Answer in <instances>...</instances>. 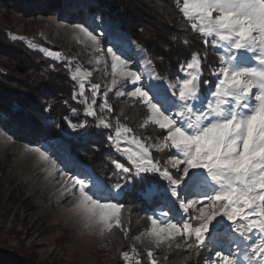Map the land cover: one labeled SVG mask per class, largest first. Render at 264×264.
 <instances>
[{"label":"snow or ice","instance_id":"obj_1","mask_svg":"<svg viewBox=\"0 0 264 264\" xmlns=\"http://www.w3.org/2000/svg\"><path fill=\"white\" fill-rule=\"evenodd\" d=\"M174 2L204 45L203 57L194 51L184 58L182 75L174 80L171 73L156 72L147 50L103 14L72 25L83 38L78 42L90 45L95 64L110 65L111 86L105 85L98 104L101 85L90 82L93 72L79 64L73 68L69 59L66 68L78 85L72 99L83 105L85 120L65 117L67 129L80 144L112 130L106 139L119 154L110 158L115 182L79 163L62 137L26 143L25 149L50 176L66 177L59 191L73 198L70 210L100 238L113 229L127 233L123 197L128 192L153 208L149 226L135 237L148 241L149 264H158L153 248L198 252L210 245L215 259L209 256L207 264H264V0ZM183 43L190 46L187 38ZM40 50L56 61L64 58ZM209 52L216 57L207 65L212 81L203 78ZM118 84L124 87L116 95L141 108L140 127H151L154 141L118 117L113 125L108 93ZM71 111L75 115L78 109ZM87 117L95 120L94 132ZM57 128L65 132L62 124ZM153 149L167 159L155 158ZM120 256L126 264H141L135 246L131 255L121 251Z\"/></svg>","mask_w":264,"mask_h":264},{"label":"rangeland","instance_id":"obj_2","mask_svg":"<svg viewBox=\"0 0 264 264\" xmlns=\"http://www.w3.org/2000/svg\"><path fill=\"white\" fill-rule=\"evenodd\" d=\"M88 4L90 5L89 0H71L59 10L46 12V14L37 15L36 17L23 14L15 8L6 9L0 6V23L4 24L9 30V33L5 34L9 41L21 42L32 52L40 54L48 63L46 67L52 68L49 62L61 63L66 66L68 60L72 59L73 68L79 64L83 68L92 71L93 75L90 77V82L101 85L100 95L97 97L99 104L104 99L105 85L111 86L110 65L105 69L103 64H95L90 45L78 42V39L82 41L83 38L78 37L77 31L72 27L75 23L89 21L93 16H96V14H88L86 9ZM114 23L119 26L118 22ZM97 32H99V29H97ZM128 38L131 40L129 36ZM29 43L35 44L37 47L31 48ZM41 48L61 52L64 58L56 61L45 56L40 50ZM203 55L204 53L201 52L202 57ZM211 56L215 55L209 52L203 76L204 79L209 81L214 79L207 67L208 64H211ZM106 71L108 75H105ZM178 74L182 75V73H179V69ZM67 75L70 78L68 71ZM71 81L73 95L74 91H78V85L76 81L72 79ZM123 87V84H118L116 89L108 93V103L112 106L113 111L107 115L112 117L114 126L116 118H121L122 121L120 120V122L131 127L133 132L140 135L141 138L150 137L154 141L155 135L152 128L140 127L143 120L141 108L132 106L126 96L118 97L116 95V90ZM202 87L204 86L202 85ZM129 90H131L130 86ZM86 94L89 97L91 96L90 92H86ZM73 102L81 106L80 112L82 115L80 116L78 112L74 115L68 107L67 114L60 116L57 124H62L65 129L62 135L70 138L76 134L67 129L65 117L74 123L85 120L83 105L78 103L77 100H73ZM97 111L99 112L98 105ZM134 115L139 116V118H132ZM79 119L80 121H78ZM87 120L91 125L89 130L94 132L96 130L95 120L92 117H87ZM56 131L57 134L61 132L57 126ZM111 131L110 129L103 130V132H106V136ZM9 135L0 127V264H120L119 262L126 264L122 260L120 252L110 255L109 250H107L108 247L97 240L98 233L87 228L82 218L70 210L73 207V198L59 191L66 177L50 176L43 170L44 166L37 161L35 155L26 151L25 142L15 139L9 140ZM101 136H94L92 140H100ZM106 136L102 140L105 155L109 160L110 158L114 159L119 154L110 148ZM72 139L75 140V138ZM63 140L69 145L71 151L70 143L67 139ZM153 155L161 162L167 159L165 153L156 152L154 149ZM72 156L81 163L73 154ZM112 170H114L113 165L108 173L112 176L107 181L109 183L116 180L112 175ZM148 214L149 216L153 215L154 209L150 208ZM143 216L142 214L140 218ZM140 218L130 217L125 213L124 226L125 228L128 227L130 231L127 232L128 242L124 239L123 242L130 244V248L124 247L123 251H129L131 255L132 247L135 246L138 258L141 260L140 255L144 253L149 244L146 240L143 242L137 241L135 237L149 225ZM116 239L115 236L111 237L110 244L112 246L116 244ZM216 250H219L218 246ZM153 251L157 252V257L161 256L162 258L167 255L174 257L177 251L199 254L202 258L196 264H207L209 256L215 259V252L212 250L211 245L207 248H200L198 252L195 250L186 251L183 248L176 249L175 246L172 249L153 248ZM189 256L185 253L183 261L186 262L188 259H185V257L188 258ZM131 264H135V261H132ZM141 264H143L142 260Z\"/></svg>","mask_w":264,"mask_h":264},{"label":"trees","instance_id":"obj_3","mask_svg":"<svg viewBox=\"0 0 264 264\" xmlns=\"http://www.w3.org/2000/svg\"><path fill=\"white\" fill-rule=\"evenodd\" d=\"M71 0H0V6L6 9L15 8L32 17L59 10ZM86 6L88 14H103L107 19L118 22L119 27L128 34L132 41L140 43L149 57L153 58L156 72L161 76L178 74L179 64L192 52L204 53L202 41L196 39L190 27L183 20L182 14L174 4V0H89ZM69 6V5H67ZM71 6V5H70ZM75 6V5H74ZM72 6V7H74ZM79 11V10H78ZM81 13V12H80ZM9 30L0 23V127L14 137L15 140L28 144L44 142L48 137H62L70 143L72 154L82 163L90 167L96 174L108 181L110 160L105 155L102 140H92L88 144H80L77 140L59 136L56 126L60 116L67 114V108L78 109L81 106L72 100V81L67 75L64 64L49 62L52 68L46 67L47 61L40 54L32 52L21 42H11L5 35ZM175 37V39H173ZM190 46H185L184 39ZM162 56L161 62L157 57ZM211 56L210 62H215ZM51 106V107H49ZM48 109V111H44ZM79 116V117H80ZM139 116L134 115L132 118ZM121 121L122 119L119 118ZM80 121V119L78 120ZM126 211L130 217H141L147 225L150 207H146L136 198L133 192L123 197ZM129 232L130 229L126 228ZM115 236L116 244L112 246L111 237ZM128 233L113 229L106 238H97L108 247L110 255L129 249ZM155 256L156 251H153ZM185 253L190 256L183 261ZM177 251L174 257L167 259L157 257L158 264H196L201 260L199 254ZM143 264H149L146 252L140 255ZM121 264V262H119Z\"/></svg>","mask_w":264,"mask_h":264},{"label":"bare ground","instance_id":"obj_4","mask_svg":"<svg viewBox=\"0 0 264 264\" xmlns=\"http://www.w3.org/2000/svg\"><path fill=\"white\" fill-rule=\"evenodd\" d=\"M116 25H117V23H115ZM129 39V38H128ZM129 41H131L130 39H129ZM133 51H135V46L133 45Z\"/></svg>","mask_w":264,"mask_h":264}]
</instances>
